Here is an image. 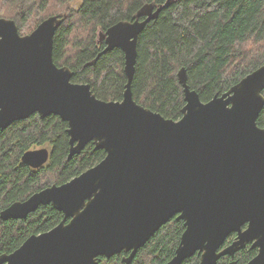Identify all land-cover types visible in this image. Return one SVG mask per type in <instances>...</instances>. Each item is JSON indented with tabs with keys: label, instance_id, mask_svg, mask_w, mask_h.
Returning a JSON list of instances; mask_svg holds the SVG:
<instances>
[{
	"label": "water",
	"instance_id": "water-1",
	"mask_svg": "<svg viewBox=\"0 0 264 264\" xmlns=\"http://www.w3.org/2000/svg\"><path fill=\"white\" fill-rule=\"evenodd\" d=\"M173 0L143 4L131 20L99 32L103 49L120 48L126 76L121 100L96 97L90 85L72 81V70L53 60V40L63 18L51 15L29 34L0 17V130L38 114L67 122L68 157L92 142L106 155L62 184H51L0 211L1 219H23L40 205L63 213L51 229L32 234L0 264H97L101 256L137 250L171 217L184 231L167 264L196 252L198 264H215L248 243L257 253L245 264H264V64L207 101L177 72L185 104L182 116L166 118L133 98L131 82L137 39L146 24ZM95 58V59H96ZM95 59L88 64H93ZM50 150L25 151L21 161L44 165ZM235 238L225 244L228 236Z\"/></svg>",
	"mask_w": 264,
	"mask_h": 264
},
{
	"label": "trees",
	"instance_id": "trees-1",
	"mask_svg": "<svg viewBox=\"0 0 264 264\" xmlns=\"http://www.w3.org/2000/svg\"><path fill=\"white\" fill-rule=\"evenodd\" d=\"M0 0V17L15 21L21 35L29 34L42 20L63 18L53 40V60L68 66L72 81L90 85L96 97L121 100L126 76L124 53L113 48L99 55L104 42L99 32L120 20H131L145 3L166 0ZM96 58V59H95ZM93 64H88L91 61ZM264 64V0H173L149 21L137 39V60L131 82L136 102L166 118L182 116L185 104L177 72L185 67L187 83L202 101L222 94L244 75ZM264 95V91H263ZM264 127V106L257 117ZM67 122L56 114H32L0 130V211L51 184H62L97 164L106 152L87 143L68 157ZM47 146L48 161L32 168L22 154ZM63 213L51 204L40 205L23 219L0 218V255L11 253L32 234L57 225ZM184 223L171 217L140 247L129 264H167L184 231ZM235 238L228 236L225 244ZM257 253L248 243L235 253L238 264ZM127 252L101 256L97 264H124ZM196 252L181 264H198ZM221 256L215 264H228Z\"/></svg>",
	"mask_w": 264,
	"mask_h": 264
},
{
	"label": "rangeland",
	"instance_id": "rangeland-1",
	"mask_svg": "<svg viewBox=\"0 0 264 264\" xmlns=\"http://www.w3.org/2000/svg\"><path fill=\"white\" fill-rule=\"evenodd\" d=\"M83 2V0H72L71 1V5L73 6V7H77V6H79L81 3ZM47 147V146H46ZM48 149H49V147H47Z\"/></svg>",
	"mask_w": 264,
	"mask_h": 264
}]
</instances>
